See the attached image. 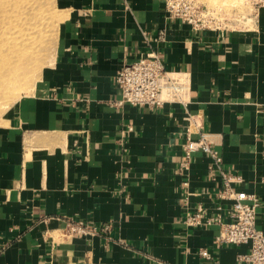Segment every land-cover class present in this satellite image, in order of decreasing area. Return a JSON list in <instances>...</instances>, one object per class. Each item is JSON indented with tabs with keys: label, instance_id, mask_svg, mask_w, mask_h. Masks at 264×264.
I'll list each match as a JSON object with an SVG mask.
<instances>
[{
	"label": "crops",
	"instance_id": "obj_1",
	"mask_svg": "<svg viewBox=\"0 0 264 264\" xmlns=\"http://www.w3.org/2000/svg\"><path fill=\"white\" fill-rule=\"evenodd\" d=\"M62 1L54 62L0 123V264H247L249 244L185 222L231 205L204 152L184 164L185 117L216 134L264 229V8L245 29L194 30L161 0ZM151 51L190 73L186 104H116L118 69ZM69 219L109 228L73 234Z\"/></svg>",
	"mask_w": 264,
	"mask_h": 264
},
{
	"label": "built area",
	"instance_id": "obj_2",
	"mask_svg": "<svg viewBox=\"0 0 264 264\" xmlns=\"http://www.w3.org/2000/svg\"><path fill=\"white\" fill-rule=\"evenodd\" d=\"M170 19L191 25L194 30H230L229 20H225L215 9L209 8L198 0H161ZM252 5L245 28L257 21L264 0H247ZM120 88V98L116 104L129 103L139 106L161 107L166 102L186 104L191 93V77L187 71L170 70L160 53L151 51L145 56L131 62H125L116 74ZM186 140L184 142V164L187 165L195 153L202 151L210 159V169L216 171L222 179L219 197L231 201L228 210L230 220H223L220 215L207 216L204 207L198 205L196 210H189L185 222L190 226H199L204 221L219 225V233L213 240L217 247L223 244H249L250 249L239 255L247 264H264V229L259 227L258 207L260 200L254 195L234 186L241 180L238 175L223 166V156L216 147V134L204 129L199 117L188 113L185 117ZM185 167V166H184ZM188 181L184 186H188ZM67 230L73 234L94 235L106 231L109 225L102 227L89 225L84 220L67 221ZM199 254L210 258L207 248H201Z\"/></svg>",
	"mask_w": 264,
	"mask_h": 264
},
{
	"label": "rangeland",
	"instance_id": "obj_3",
	"mask_svg": "<svg viewBox=\"0 0 264 264\" xmlns=\"http://www.w3.org/2000/svg\"><path fill=\"white\" fill-rule=\"evenodd\" d=\"M198 1L217 12L219 11L225 20H229L231 27L237 28L245 27L243 22L248 18V14L253 8L247 0ZM6 3L11 20L18 24L27 18L29 21L30 13H34L40 6L42 9L38 19L31 20L32 23L40 24V31L36 34L37 39H33L36 46H34L32 56H28L23 64L17 67L19 69L15 68L14 72L17 74L14 78H17V81L7 75V81L4 79V85L2 84L0 87V123H3L7 113L21 96L31 93L40 84L43 67L54 62L59 47V27L63 20L64 4L62 0H38L37 2L34 0H6ZM16 34H18V27L12 28V36L14 37ZM18 43L19 46L26 45L24 41H18ZM13 80L16 82L13 83ZM8 81L10 84L6 85L9 83Z\"/></svg>",
	"mask_w": 264,
	"mask_h": 264
},
{
	"label": "bare ground",
	"instance_id": "obj_4",
	"mask_svg": "<svg viewBox=\"0 0 264 264\" xmlns=\"http://www.w3.org/2000/svg\"><path fill=\"white\" fill-rule=\"evenodd\" d=\"M34 1L37 2L38 0ZM41 7L34 13H30L29 21L27 18L18 24L11 20L6 0H0V87L2 84L4 85L5 80L7 81V75L17 81L18 79L14 78L17 74V72H14L15 68L23 64L28 56H32L34 46H36L33 39H37L36 34L40 31V24L37 22L32 23L31 20L38 19L41 15ZM14 27H18V34L13 37L12 28ZM18 41H24L26 45L19 46ZM7 84H10V82Z\"/></svg>",
	"mask_w": 264,
	"mask_h": 264
}]
</instances>
